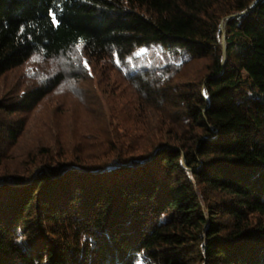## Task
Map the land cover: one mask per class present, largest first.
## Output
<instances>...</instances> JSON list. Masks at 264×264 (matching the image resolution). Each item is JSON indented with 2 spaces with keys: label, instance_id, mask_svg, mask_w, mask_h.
Returning a JSON list of instances; mask_svg holds the SVG:
<instances>
[{
  "label": "trees",
  "instance_id": "1",
  "mask_svg": "<svg viewBox=\"0 0 264 264\" xmlns=\"http://www.w3.org/2000/svg\"><path fill=\"white\" fill-rule=\"evenodd\" d=\"M0 264H264V0H0Z\"/></svg>",
  "mask_w": 264,
  "mask_h": 264
},
{
  "label": "water",
  "instance_id": "2",
  "mask_svg": "<svg viewBox=\"0 0 264 264\" xmlns=\"http://www.w3.org/2000/svg\"><path fill=\"white\" fill-rule=\"evenodd\" d=\"M222 41H223V44H224V41H225V38H224V36H223V39H222ZM225 46V45H224Z\"/></svg>",
  "mask_w": 264,
  "mask_h": 264
},
{
  "label": "rangeland",
  "instance_id": "3",
  "mask_svg": "<svg viewBox=\"0 0 264 264\" xmlns=\"http://www.w3.org/2000/svg\"><path fill=\"white\" fill-rule=\"evenodd\" d=\"M100 221H101V219H100Z\"/></svg>",
  "mask_w": 264,
  "mask_h": 264
}]
</instances>
